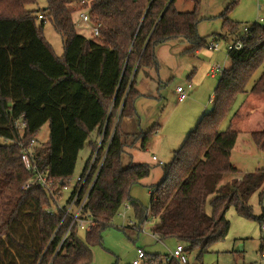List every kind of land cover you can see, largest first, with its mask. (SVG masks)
Here are the masks:
<instances>
[{
	"label": "trees",
	"instance_id": "trees-1",
	"mask_svg": "<svg viewBox=\"0 0 264 264\" xmlns=\"http://www.w3.org/2000/svg\"><path fill=\"white\" fill-rule=\"evenodd\" d=\"M34 1L0 0V136L11 140L0 144V264H91V246L101 243L102 230L128 200L140 223L149 219L130 190L150 175L151 167L122 164V120L136 115L137 74L158 69L155 48L160 44L182 39L196 50L207 42L198 32V7L179 10L176 0L170 5V0H91L92 22L100 23V35L92 38L77 30V9L71 4L75 0H47L38 15L27 8ZM46 19L62 37L61 55L43 34ZM224 19L227 33L215 37L237 39L238 24ZM263 35L264 26L255 22L243 47L229 52L231 64L215 88L213 108L201 116L152 188V232L159 240L183 242L188 251L198 249V259L226 238L231 207L241 216L254 217L249 198L264 184L262 169L221 184L226 174L239 172L231 161L238 130H221L222 123L239 94L264 95V68L248 88L255 71L264 66ZM46 123L50 138L34 147V160L53 182L54 193L41 186L22 188L33 171L25 168L16 142L36 139ZM153 130L143 135V145ZM94 131L103 135L98 159L106 153L85 206L94 226L86 240L74 227L60 245L69 221L57 230L63 211L56 206ZM251 136L264 150V130ZM97 146L95 141L91 154ZM212 195L210 215L206 207ZM258 219L263 223L264 216ZM260 252L264 254V239ZM148 255L155 257L151 264L161 257Z\"/></svg>",
	"mask_w": 264,
	"mask_h": 264
},
{
	"label": "rangeland",
	"instance_id": "rangeland-1",
	"mask_svg": "<svg viewBox=\"0 0 264 264\" xmlns=\"http://www.w3.org/2000/svg\"><path fill=\"white\" fill-rule=\"evenodd\" d=\"M47 4V0H35L33 3L28 4L27 8L38 15L47 7ZM71 4L75 6V2ZM175 6L183 11H191L196 6L198 7V32L207 42L205 46L200 48V51L202 54L212 52L214 55L212 64L219 62L222 67H228L231 63L227 43L228 39L231 40L232 37H235L227 35L231 38L219 37L217 40L214 39L215 36L227 33V28L224 27L225 17L238 24L239 29L236 35H243L244 27H250L255 22H259L264 26L263 0H176ZM75 20L77 30L86 37L92 38L91 27L84 24L79 19L78 14H75ZM40 22L38 20V24ZM43 34L53 45L55 52L61 55L63 53L62 37L48 19H46ZM211 42L218 43L216 50L208 48V44ZM186 46L187 44L174 39L156 46L155 52L159 67L152 70L154 76L158 77L160 75L165 80L163 88L165 99L163 101L145 99L136 102V112L138 113L135 128L139 130L137 133L140 134V138L130 139L128 142L124 138L125 142L130 145L125 148L123 166L126 167L133 162V164H147L151 167L150 175L134 184L130 190L131 199L147 210L149 219L144 223H140L135 215L134 207L128 200L129 203L120 208L111 224L102 230L101 243L91 246L93 254L91 264H131L137 255V248H143L150 254L158 253L164 259L166 254L175 249L177 240L173 238L159 240L152 235L155 220L149 210L150 191L164 177L165 167L159 164L158 161L153 160V156L156 155L165 164H169L173 160L175 150L182 145L189 131L196 127L198 121L196 119L200 117L199 115L204 110L207 109L206 112H209L213 108L212 96L220 78L218 76L217 79L208 81L203 78L202 82H198L201 83L200 86H197L196 77L202 76L200 63L206 58L203 55L194 54L196 56H193L192 53L186 52L184 50ZM180 50L183 52L179 55L175 54ZM263 68L264 66H261L255 71L248 88H251L255 80L259 78ZM189 77L194 79L191 80ZM141 80L149 83L148 80ZM188 81H191L194 86L190 91V98L181 103L178 101L176 87L178 84L187 87ZM196 90L197 92L194 94ZM242 94L238 96L240 97ZM237 98L229 115L222 123L221 130L228 128L229 120L239 105V103L237 104ZM260 106H264V103ZM259 111L261 110H258L256 114ZM241 115H243L242 111ZM125 122L126 118L122 120V126ZM248 126L249 124H242L239 128L237 142L231 154L232 164L242 173L254 172L257 169L264 171V150L255 144L247 129ZM152 127H154V130L150 133L149 140L143 145L141 134H146ZM262 130H264V124L254 127V131ZM49 138L50 127L49 123H46L38 132L37 144L43 145L49 141ZM10 142L11 140L0 136V144ZM91 151L88 141L79 153L71 184L63 190L60 204H63L72 193L77 178L81 175L91 155ZM212 199L213 195L209 197L206 207V211L210 215L214 211L211 205ZM249 203L254 217L241 216L234 207H231L226 213V217L230 221V229L226 238L213 244L199 259L197 258L198 249L190 251L189 256L192 262H197V264H264L260 252L262 240L264 239V228L262 221L258 219L264 214V184L251 194ZM87 231L86 229L78 230L79 237L82 240H86ZM240 245L242 246L241 251H239Z\"/></svg>",
	"mask_w": 264,
	"mask_h": 264
},
{
	"label": "built area",
	"instance_id": "built-area-1",
	"mask_svg": "<svg viewBox=\"0 0 264 264\" xmlns=\"http://www.w3.org/2000/svg\"><path fill=\"white\" fill-rule=\"evenodd\" d=\"M264 1V0H263ZM75 7L77 9V14L79 19L86 25L91 27V35L93 37H98L100 35V23H93L90 14V2L91 0H75ZM39 17H42L41 15ZM262 20V19H260ZM262 22V21H261ZM250 27H244V34L239 35L237 39L229 40L227 43L228 53L233 50H239L243 47V39L247 36ZM217 40V38H214ZM211 50H216L218 48L217 42H211L208 46ZM216 69H219L221 73L223 72V67L217 65ZM215 73V72H213ZM178 93V100L183 101L187 97V92L183 86H178L176 88ZM20 125H24L23 118L19 121ZM103 135L98 137L97 149L88 158V163H86L81 175L78 176L76 185L73 188L72 193L69 195L67 200L60 204L58 202L57 209L63 211L62 220L57 228L65 221H69L68 227L62 237L60 245L63 244L67 236L70 234L72 229L76 227L79 229L91 230L94 226V219L90 212L85 210V206L89 197V194L95 184V181L100 173L102 164L105 160V154L99 160V148L102 145ZM21 146V155L24 166L27 170L33 171L31 178L27 179L22 188L27 190L35 186H41L50 190L52 193L53 182L47 178V175L39 170L35 160H34V147L37 144L36 139H32L29 143H24V141H16ZM109 145V141H108ZM107 145V146H108ZM107 150V149H106ZM153 160L158 161L159 164L165 165V163L160 160L157 156H153ZM85 187V189H84ZM126 204V203H125ZM52 211V210H51ZM148 216V215H147ZM264 226V225H263ZM153 237L158 238L153 232ZM190 251L186 249L183 242H177L175 249L166 254L164 259L160 257L158 262L153 264H166L171 260H175L177 264H197V262H192L190 259ZM154 256L148 255V253L143 248H137V255L133 259L131 264H151L150 262L154 260Z\"/></svg>",
	"mask_w": 264,
	"mask_h": 264
},
{
	"label": "crops",
	"instance_id": "crops-1",
	"mask_svg": "<svg viewBox=\"0 0 264 264\" xmlns=\"http://www.w3.org/2000/svg\"><path fill=\"white\" fill-rule=\"evenodd\" d=\"M228 38H231V37H228ZM226 39H227V37H226ZM232 39H233V37H232ZM175 40H178V41H181V42L187 44V46L184 49V50H186V52L192 53L193 56H196L194 54L203 55V57L206 58V60H203L200 63V69H201V72H202V76L196 77V79H197V81H196L197 82V86H200L199 84H201V83H198V82H200L203 78H205L208 81L210 79H217L218 76L221 77L222 73H221V71L219 69H216V66L217 65H221L222 66V64H220L219 62H215V63L212 64V62H214V61H212L213 58H214V55L212 54V52H210V53L207 52V54H202L201 51H200V48H198L196 50H191L190 49L191 46H190V44L187 41L180 40V39H175ZM229 40L230 39H228V41ZM182 52L183 51L180 50V51H177L175 54L179 55ZM180 57H181V55H180ZM228 67H223V69L228 68ZM213 72H215V73H213ZM141 79L148 80L149 83H145ZM189 79L192 80L194 78L189 77ZM219 80H220V78H219ZM219 80H218V83H219ZM164 83H165V80L160 75L158 77L153 75V70L152 69H149L148 74H145L143 71H140L137 74V76H136V82H135V90L137 91V96H136V99H135V108H136V102H139L141 100H145V99H154V100H157L158 99V100L163 101L165 99L164 98V95H163ZM218 83H217V85H218ZM203 84H204V82L202 83V85ZM178 86H183V85L182 84H178L177 87ZM193 86L194 85H193V83H191V81H188V86L187 87H184L183 86L185 88L186 92H187V97L183 101H179L178 100L179 102L184 103V102H186L190 98V94H191L190 91L193 88ZM196 92H197V90L194 91V94ZM177 95H178V93H177ZM193 98H195V97H193ZM237 99H238L237 104L239 103V105H238V108L235 109L233 115L231 116V118L229 120L228 127L229 126H232L234 129H236V130L239 131V128H240V126L242 124H245V125L249 124V126H248L247 129L250 132V134H252V132L254 131V127H259V124H264V106H260V105H262L264 103V95L263 96H261V95H258L257 96L255 94H252V93L247 92V93H243L242 96H240V97L238 96ZM214 100H215V91H214L213 96H212V101L214 102ZM195 101H197L196 98H195ZM258 110H261V111H259V113L256 114ZM206 111H207V109H206ZM206 111L204 110L203 113H201V114L199 113L200 114L199 115L200 117H198V119H196V121L197 120L199 121V119L201 118V116ZM241 111H242V114L243 115H241ZM244 112H246V113H244ZM137 113L138 112H136V115L133 116V117L126 118V122L122 126V131H123V134H124V138L126 139L127 142L130 139L140 138V134L137 133V132H139V130L137 128H135V126H136ZM196 121H195V123H196ZM198 121H197V123H198ZM141 132L143 133V131H141ZM142 136L143 135L141 134V137ZM96 137H98V134H97V131H94L91 134V136L89 137V139L87 140V142H86V143H88V141H89L91 149H92L93 143L95 141H97V139H98V138L96 139ZM129 145L130 144H128V143L125 142L124 152H125V148L127 146H129ZM154 156H156V155H154ZM132 164H133V162H132ZM244 174L245 173H242L240 171L237 172V173L226 174L224 176V178L222 179L221 184H225V183L231 181L234 178H240ZM152 191H153V189H151L150 192H152ZM263 216H264V214H263ZM263 225H264V220H263ZM263 228H264V226H263ZM241 247L242 246L240 245L239 251L242 250ZM262 258L264 259V254H262Z\"/></svg>",
	"mask_w": 264,
	"mask_h": 264
},
{
	"label": "water",
	"instance_id": "water-1",
	"mask_svg": "<svg viewBox=\"0 0 264 264\" xmlns=\"http://www.w3.org/2000/svg\"><path fill=\"white\" fill-rule=\"evenodd\" d=\"M172 1H173V0H170L169 5L171 4Z\"/></svg>",
	"mask_w": 264,
	"mask_h": 264
}]
</instances>
